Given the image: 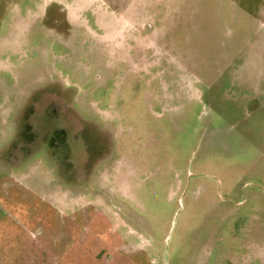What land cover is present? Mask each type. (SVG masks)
I'll list each match as a JSON object with an SVG mask.
<instances>
[{"label": "rangeland", "instance_id": "1", "mask_svg": "<svg viewBox=\"0 0 264 264\" xmlns=\"http://www.w3.org/2000/svg\"><path fill=\"white\" fill-rule=\"evenodd\" d=\"M53 90L87 175L12 148ZM0 264H264V0H0Z\"/></svg>", "mask_w": 264, "mask_h": 264}, {"label": "flooded vegetation", "instance_id": "2", "mask_svg": "<svg viewBox=\"0 0 264 264\" xmlns=\"http://www.w3.org/2000/svg\"><path fill=\"white\" fill-rule=\"evenodd\" d=\"M55 14L57 15L56 11ZM59 20L63 21L56 18L57 22H60ZM50 95L54 99L53 107L46 109L43 105H38L37 108L31 106L26 109L19 134L12 148L14 150L16 147L21 148L24 143H40L42 152H45L48 158L54 161L61 176L66 178L71 172L73 173L76 169L75 164L80 165L87 175L95 164L94 156L103 155L107 145L100 140L93 125L87 126L77 116L72 108L71 97L68 93L53 90ZM37 115L40 122L50 121L48 125L44 122L40 124V128L37 129L42 130L41 132L26 122L31 117L36 118ZM73 117L77 120L76 128L71 124Z\"/></svg>", "mask_w": 264, "mask_h": 264}]
</instances>
